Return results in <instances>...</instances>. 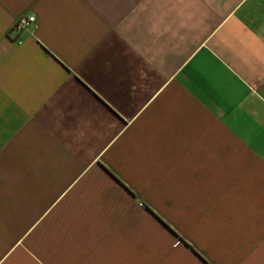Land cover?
<instances>
[{
  "label": "crops",
  "instance_id": "0c3cea01",
  "mask_svg": "<svg viewBox=\"0 0 264 264\" xmlns=\"http://www.w3.org/2000/svg\"><path fill=\"white\" fill-rule=\"evenodd\" d=\"M0 264H264V0H0Z\"/></svg>",
  "mask_w": 264,
  "mask_h": 264
},
{
  "label": "built area",
  "instance_id": "2783aa9c",
  "mask_svg": "<svg viewBox=\"0 0 264 264\" xmlns=\"http://www.w3.org/2000/svg\"><path fill=\"white\" fill-rule=\"evenodd\" d=\"M33 22V16L32 15H25V16H19L12 24L11 29L12 30H19Z\"/></svg>",
  "mask_w": 264,
  "mask_h": 264
}]
</instances>
